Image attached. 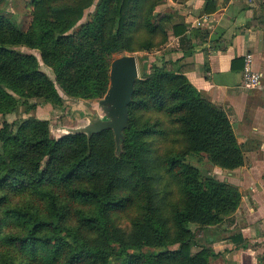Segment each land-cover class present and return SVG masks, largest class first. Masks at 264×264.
I'll return each mask as SVG.
<instances>
[{"label": "trees", "instance_id": "16d2710c", "mask_svg": "<svg viewBox=\"0 0 264 264\" xmlns=\"http://www.w3.org/2000/svg\"><path fill=\"white\" fill-rule=\"evenodd\" d=\"M31 2L26 30L0 7V114L32 97L61 104L59 88L102 99L116 53L153 50L187 31L158 9L165 0ZM93 5L92 17L75 29ZM20 46L39 50L55 77ZM178 62L161 56L142 68L119 144L113 129L90 134L85 126L55 138L46 119L3 122L0 264H211V242L199 245L192 224L202 230L222 223L242 193L188 157L233 170L244 164L245 149L226 109ZM97 117L92 112L91 120ZM157 138L180 139L183 149L168 144L159 154ZM133 208L138 214L127 231L116 218Z\"/></svg>", "mask_w": 264, "mask_h": 264}, {"label": "crops", "instance_id": "0c3cea01", "mask_svg": "<svg viewBox=\"0 0 264 264\" xmlns=\"http://www.w3.org/2000/svg\"><path fill=\"white\" fill-rule=\"evenodd\" d=\"M159 8L173 23L187 25L184 36L170 41L167 58H178L189 80L226 109L245 149L242 166L213 165L218 178L239 187L242 199L222 223L198 234V244L211 242V264H264V0H165ZM248 55L262 73L254 87L244 80ZM87 107L76 112L87 115L86 121L98 114L95 106Z\"/></svg>", "mask_w": 264, "mask_h": 264}, {"label": "rangeland", "instance_id": "374dc122", "mask_svg": "<svg viewBox=\"0 0 264 264\" xmlns=\"http://www.w3.org/2000/svg\"><path fill=\"white\" fill-rule=\"evenodd\" d=\"M98 0H96L97 2ZM161 5V4H160ZM159 5V7H160ZM0 7L3 11H5L8 15H10L13 20L23 29H27L32 22V2L31 0H0ZM158 9L160 10V8ZM96 9V6L93 5L88 8L85 12L83 19L78 23L75 29L79 28V25L83 22L90 19ZM159 39V38H158ZM157 39V40H158ZM20 50L32 53L36 55L40 61L41 69L47 72L52 78L55 77L53 70L47 66L41 58L40 51L37 49H32L26 46L18 47ZM157 51V52H156ZM169 51H172V47L170 41L168 40L165 43H161L157 45V47L153 50H134V51H123L126 54H133L137 57L139 73L140 77L142 76V68L147 65L148 71L151 68V65L154 61L157 60L158 57L165 56L167 58V54ZM121 56V53H116L115 57ZM178 66V65H177ZM175 66V67H177ZM59 88V87H58ZM60 94L63 96V102L61 104H53L50 102H46L44 98L32 97L27 99V101L21 102L17 107L14 113L9 114H0V127L3 125L5 120L15 121V120H23L29 117H36L40 119H46L49 121L51 135L55 138H59L65 133L83 130L86 125L90 123L91 120H87L88 117L85 114L78 115L76 112H83L84 107L92 108L95 106L102 116L106 115L104 108L99 102V98H76L67 95L61 88H59ZM155 116V114H152ZM172 144L171 141L165 140L164 138H157L156 147L157 153L161 154L166 146ZM175 149H183L184 142L182 140H178L173 142ZM172 144V146H173ZM188 160L191 163L199 166L203 173L206 174H215L213 172V164L210 163L206 158L199 155H191L188 157ZM176 200L177 198L171 196L170 202ZM136 208L129 210L128 212H123L119 214V218L117 219V223H119L120 227L126 228L127 231L130 229V225L133 217L137 216ZM115 219V220H116ZM192 227L196 233H204V229H199L195 225L192 224ZM175 246H170V248H174ZM144 251H157L154 248L144 247Z\"/></svg>", "mask_w": 264, "mask_h": 264}, {"label": "water", "instance_id": "95a60500", "mask_svg": "<svg viewBox=\"0 0 264 264\" xmlns=\"http://www.w3.org/2000/svg\"><path fill=\"white\" fill-rule=\"evenodd\" d=\"M139 77L138 60L135 55L124 54L112 61L110 86L104 97L99 100L106 116L92 119L85 127L88 133L113 129L116 142L119 144L123 131L129 126V104Z\"/></svg>", "mask_w": 264, "mask_h": 264}, {"label": "built area", "instance_id": "2783aa9c", "mask_svg": "<svg viewBox=\"0 0 264 264\" xmlns=\"http://www.w3.org/2000/svg\"><path fill=\"white\" fill-rule=\"evenodd\" d=\"M206 18V16H204ZM201 24V22H198ZM262 73L258 72L252 67L251 55H248L244 70V80L247 87H254L260 84Z\"/></svg>", "mask_w": 264, "mask_h": 264}]
</instances>
